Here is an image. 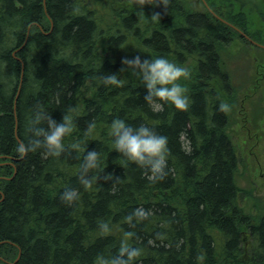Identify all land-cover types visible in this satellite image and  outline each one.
<instances>
[{
    "label": "trees",
    "instance_id": "1",
    "mask_svg": "<svg viewBox=\"0 0 264 264\" xmlns=\"http://www.w3.org/2000/svg\"><path fill=\"white\" fill-rule=\"evenodd\" d=\"M206 1L231 25L192 0H168L167 12L151 0L143 13L139 0H0V264H109L122 242L141 249L134 264H264V216L242 206L230 132L239 92L223 59L236 38L259 47L243 34L261 43L264 0ZM154 11L159 20L151 19ZM137 54L166 56L191 70L182 81L189 109L149 108L147 89L123 65ZM104 73H119L123 84L105 86ZM72 106L75 127L65 143L80 140L95 121L87 148L69 147L60 157L46 156L42 146L16 151L38 112L60 121ZM116 116L169 137L164 179L149 181L113 149ZM91 149L114 176L99 172L85 188L78 177ZM68 187L79 190L75 203L61 199ZM137 208L147 217L130 224L126 217ZM102 219L110 231L99 228Z\"/></svg>",
    "mask_w": 264,
    "mask_h": 264
},
{
    "label": "clouds",
    "instance_id": "2",
    "mask_svg": "<svg viewBox=\"0 0 264 264\" xmlns=\"http://www.w3.org/2000/svg\"><path fill=\"white\" fill-rule=\"evenodd\" d=\"M145 4H151V0H139L138 10L142 13ZM161 4L167 12L168 0H156L155 5ZM160 17V11H154L151 15L153 21L159 20ZM123 65L142 81L147 89L144 100L153 112L164 111L166 104H171L178 110L189 109L190 96L182 82L191 77V70L188 67L166 56L142 58L139 54L134 57H124ZM126 67H123L121 72ZM100 79L105 86L121 85L124 82L119 73H104ZM228 109L227 103L219 104L220 111L226 112ZM76 112V106L68 108L64 111L60 121H57L51 113L38 112L28 124L27 130L31 135L27 141H19L16 151L23 156L33 148L42 146L46 156L60 157L69 147L77 152L82 146L87 148L86 141L93 134L96 127L95 121L88 123L80 140L70 145L65 143L66 137L73 132L75 127ZM41 121H46L47 126H41ZM109 135L112 138L113 149L121 154L124 162H131L141 168L149 181L162 180L167 175L171 149L169 137L166 134L157 131L147 123L134 125L116 116L110 122ZM80 169L79 183L85 188L90 187L100 178L98 173L105 172L101 165L100 152L96 149L86 150L83 153ZM113 176V173L105 172L103 178L107 180L112 179ZM61 199L68 204L75 203L79 199V190L75 187L65 188L61 193ZM134 216L136 221H140L147 217V212L142 208H137L126 217V220L131 224ZM99 228L105 232L111 230L109 222L103 219L99 221ZM128 235L131 236L133 233L129 232ZM140 253V248L122 242L118 254L111 258L109 264H134L135 258Z\"/></svg>",
    "mask_w": 264,
    "mask_h": 264
},
{
    "label": "rangeland",
    "instance_id": "3",
    "mask_svg": "<svg viewBox=\"0 0 264 264\" xmlns=\"http://www.w3.org/2000/svg\"><path fill=\"white\" fill-rule=\"evenodd\" d=\"M192 1L203 9L204 4L201 0ZM261 36L260 44L264 45L263 31ZM229 46L223 51V59L239 92L237 102L231 108L230 130L240 158L237 181L245 190L242 200L245 211L263 216L264 50L260 47L247 46L237 38Z\"/></svg>",
    "mask_w": 264,
    "mask_h": 264
},
{
    "label": "bare ground",
    "instance_id": "4",
    "mask_svg": "<svg viewBox=\"0 0 264 264\" xmlns=\"http://www.w3.org/2000/svg\"><path fill=\"white\" fill-rule=\"evenodd\" d=\"M240 1V0H239ZM254 2V1H253ZM95 4H97V3H95ZM209 4V3H208ZM226 4V3H225ZM231 4V3H230ZM249 4V3H248ZM254 4V3H253ZM94 5V3L92 4V6ZM227 5V4H226ZM104 6V5H103ZM90 7V6H89ZM108 7V6H107ZM110 7V6H109ZM247 7V6H246ZM48 8V7H47ZM99 8V7H98ZM102 9V8H101ZM250 9V8H249ZM243 10H244V7H243ZM247 10V9H246ZM245 10V11H246ZM252 10H253V8H252ZM184 11V10H183ZM233 11V10H232ZM255 11V10H254ZM7 16V15H6ZM176 16H179V15H176ZM175 16V17H176ZM211 16V15H210ZM217 16V15H216ZM51 19V18H50ZM208 19V18H207ZM144 20V19H143ZM216 20V19H215ZM224 20V19H223ZM210 21V20H209ZM227 22V21H226ZM29 24V23H28ZM101 24H103V23H101ZM231 25V24H230ZM97 26V25H96ZM105 26V25H104ZM107 27V26H106ZM120 30V29H119ZM135 30V29H134ZM212 30V29H211ZM107 31V30H106ZM112 31V30H111ZM32 32V31H31ZM210 32V31H209ZM109 33V32H108ZM131 33V32H130ZM199 34V33H198ZM260 34V33H259ZM50 35V34H49ZM261 35V34H260ZM129 36V35H128ZM204 36V35H203ZM264 40V39H263ZM122 44H124V42L122 43ZM231 44V43H230ZM116 47V46H115ZM230 47V46H229ZM215 48V47H214ZM114 49V48H113ZM68 51V50H67ZM70 52H71V50H70ZM102 52V51H101ZM107 53V52H106ZM104 54V53H103ZM104 57V56H103ZM132 57V56H131ZM102 58V57H101ZM118 60V59H117ZM103 61V60H102ZM100 62V61H99ZM119 64H121V63H119ZM128 76V75H127ZM133 77V76H132ZM135 80V79H134ZM228 80V79H227ZM140 82V81H139ZM218 82V81H217ZM233 94V93H232ZM222 96V95H221ZM220 96V97H221ZM233 97V96H232ZM219 98V97H218ZM220 102H222V101H220ZM228 104V103H227ZM231 113V112H230ZM228 114V113H227ZM226 114V115H227ZM239 157V156H238ZM236 164V163H235ZM236 193V192H235ZM240 193V192H239ZM236 197V196H235ZM241 206V205H240ZM257 208V207H256ZM251 209V208H250ZM261 209V208H260ZM239 211V210H238ZM261 211V210H260ZM264 212V211H263ZM264 216V215H263ZM251 217V216H250ZM261 217V216H260ZM258 222V221H257ZM264 222V221H263ZM262 222V223H263ZM234 224V223H233ZM247 228V227H246ZM207 233V232H206ZM210 234V233H209ZM208 234V235H209ZM211 237V236H210ZM256 237V236H255ZM226 239V238H225ZM213 242V241H212ZM219 242V241H218ZM217 242V243H218ZM258 246V245H257ZM21 255V254H20ZM264 260V259H263ZM2 262V261H1Z\"/></svg>",
    "mask_w": 264,
    "mask_h": 264
},
{
    "label": "water",
    "instance_id": "5",
    "mask_svg": "<svg viewBox=\"0 0 264 264\" xmlns=\"http://www.w3.org/2000/svg\"><path fill=\"white\" fill-rule=\"evenodd\" d=\"M202 2H203V4L206 6V8L209 10V11H211L212 13H214L213 11H212V9L210 8V6L208 5V3L206 2V0H201ZM215 14V13H214ZM216 15V14H215ZM218 18H220L219 16H217ZM223 22H225V23H227V24H229L228 22H226V21H224L222 18H220ZM230 25V24H229ZM251 43H253L254 45H257V46H259L260 48H263L264 49V45H262V44H259V43H257V42H255L254 40H252L251 38H249L247 35H245V34H243Z\"/></svg>",
    "mask_w": 264,
    "mask_h": 264
}]
</instances>
